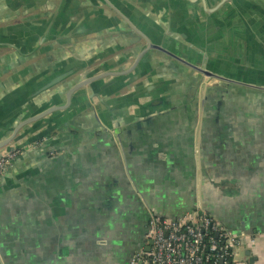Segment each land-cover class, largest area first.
<instances>
[{
	"label": "crops",
	"instance_id": "obj_1",
	"mask_svg": "<svg viewBox=\"0 0 264 264\" xmlns=\"http://www.w3.org/2000/svg\"><path fill=\"white\" fill-rule=\"evenodd\" d=\"M48 1L24 6L12 0L11 6L1 0L10 16L4 18L29 7L33 21L8 26L31 31L44 20L40 12L55 6ZM250 2L233 0L207 20L203 11L196 20L190 8L182 26L192 44L165 45L184 53L205 45L232 64L264 69L251 56L264 51V5L254 3L252 15ZM78 12L75 5L72 14ZM135 16L150 33L147 19ZM109 19L104 29L54 37L29 56L17 50L0 54V99L23 96L29 78L57 65H90L80 74L129 67L145 40L126 22ZM150 37L158 40L156 32ZM206 83L153 52L137 71L103 90L86 88L70 109L47 116L44 127L29 125L33 129L22 141L50 128L46 138L54 144L17 158L0 179V264H133L137 252L151 247V213L177 218L196 210L244 236L236 248L240 264H264V117L247 112L237 121V108L227 100L231 91H241L264 104V91L219 82L208 86L203 101ZM54 92L21 104L11 118L18 122L57 104Z\"/></svg>",
	"mask_w": 264,
	"mask_h": 264
},
{
	"label": "water",
	"instance_id": "obj_2",
	"mask_svg": "<svg viewBox=\"0 0 264 264\" xmlns=\"http://www.w3.org/2000/svg\"><path fill=\"white\" fill-rule=\"evenodd\" d=\"M8 1L11 6L14 5L12 0ZM23 1L24 6H32L33 4H35L36 0H22V2ZM183 1L185 6L184 16H180L178 20L175 18V12H177L178 10L177 7H181ZM231 1L232 0H218L214 7L208 8L207 0H202V5L207 10V13L210 12L209 14H211L213 12L216 13L220 11ZM100 2L102 5L109 6L116 12H118V15L125 19L128 26H130L137 34L144 38L146 44L139 50L137 54L134 55L132 64L125 69L104 70L94 74H86V72L84 74H80L83 69L90 65H88L87 63H85L87 65L79 64L67 69H60L61 66L57 65L56 69H48L46 73L43 72L39 75V77L34 76L32 78H29V80L21 86L22 89H28V91L25 92L23 96L20 95L17 98L15 97L16 99H13L12 101H7L8 98L6 97H11L10 95L5 96V99L1 97L0 115L2 113H6V115L4 117L5 119H0V157H3L9 152L18 149L21 150L22 153L18 157L11 160V162L7 165L4 173L0 175V179L7 173L10 167L16 163V159L22 157L28 151H31L35 148L46 150L49 147L53 146L54 143L47 140L46 138L49 134L48 131L50 130V128H46V130H44L39 135L34 136L31 140L29 139L26 141H22L23 137L25 138L29 134V125L32 124L34 129L44 127V124L42 122L46 121L47 116H50L53 113L64 112L70 109L74 105V101L77 97L76 95L81 94L82 97L86 95V88L90 86V88L93 89L97 88L96 90H103L112 83L114 84V82H116L119 77H124L129 73L137 71L142 62L150 55V52H153L155 50H160L170 58L193 70L197 76L199 75L200 81L207 80L203 92V101L206 96L208 86L212 85L213 83L219 82L237 85L253 90L264 91L263 68L253 66L250 63L232 64L231 62L225 61L222 57H220L221 54H216V56L209 54L212 49L206 48L205 45L198 52L199 54L197 52L193 53L192 51H190L189 53H184L183 51H175L171 50L170 48L168 49L163 45V42L165 44L166 41H173L175 43L182 40H185L186 42L192 44L193 40L191 39V37H189L188 32L182 25L185 22L186 16L190 12L191 6L194 3L198 2V0H164L165 6L169 8V25L168 31L163 36L162 42H158L155 41L156 39H152L150 35H148L149 33L146 31V29L141 28L138 20L137 22H135L130 18L129 7L131 6L133 9H135L136 7L128 3V0H100ZM93 4H95L96 6L100 5L97 1H95ZM0 6H2L1 0ZM68 7L69 5L67 0L65 2L63 1V3L61 2L54 14L46 18L45 21H41V25L39 27L31 29V31H28L29 28L27 27L22 28L19 26H8L0 29V46L10 44L13 46V48L19 51L20 54L29 56L35 53L39 48H41L48 41L52 40L54 37H61L64 35L66 36L68 32H70L68 34L69 37H78L97 32L101 29H104L109 24L108 21H106L105 24L104 20L98 17L97 11H90L88 15L82 12L72 14L73 9H68ZM136 14L137 16L147 18V14H145L142 10L138 9V12L136 11ZM92 15L93 17H91ZM83 16L85 17L80 22L79 20ZM70 18H72L74 24L71 25V30L69 31L65 29L66 26L64 27V25H66L68 22H70L71 24ZM78 21L79 23L76 25ZM23 30L26 36L24 37L23 41L19 42V45L10 42L11 40H13L15 32L21 31L22 33ZM31 42L33 45L30 44ZM222 42L223 41L220 39L218 45L222 46ZM21 47L24 49H21ZM25 47L28 48L25 50ZM218 50L219 48L216 51L219 52ZM108 77H111L113 79L101 85L100 81ZM52 90L55 91V98L59 100L57 104L44 108L34 115L18 120V122H16V117L15 120L11 118L12 116L14 117L16 115V112L21 104H28L34 98L36 99L37 97L42 96L46 92ZM2 100H4L3 103ZM4 120H6V122H4ZM33 128H31V130ZM147 250H150V247H148Z\"/></svg>",
	"mask_w": 264,
	"mask_h": 264
},
{
	"label": "built area",
	"instance_id": "obj_3",
	"mask_svg": "<svg viewBox=\"0 0 264 264\" xmlns=\"http://www.w3.org/2000/svg\"><path fill=\"white\" fill-rule=\"evenodd\" d=\"M20 151L0 157V175ZM146 238L151 243L150 250L137 252L131 263L240 264L236 248L245 240L213 215L197 210L177 218L151 213Z\"/></svg>",
	"mask_w": 264,
	"mask_h": 264
},
{
	"label": "flooded vegetation",
	"instance_id": "obj_4",
	"mask_svg": "<svg viewBox=\"0 0 264 264\" xmlns=\"http://www.w3.org/2000/svg\"><path fill=\"white\" fill-rule=\"evenodd\" d=\"M50 1L51 2H54L55 6L54 7H48L47 9L42 10L40 13H42L44 15H40L38 17V19H44L42 21H45L46 18H48L50 15H52V14H54L56 12L54 9L56 8V5L57 4L58 3L61 4V2L63 3V1L65 2L66 0H49L48 2H50ZM67 1H68V5L69 4H72L73 5L72 8H69L68 7V9H73L75 5L78 6L79 7V11H82V12L96 11L95 9H97L98 17L101 18V19H103L104 22H105V24H106V21L110 20L109 18H111V19L113 18L116 21L118 20L119 23H122V24H124L126 22L125 19H123L121 16H119L118 15V12H116L113 8H111L109 6L102 5L101 2H100V0H84V1L83 0H71V1L67 0ZM95 1H97L100 5L99 6H96L95 4H93ZM128 1H129L128 3H130L134 7H136L135 9H133L131 6L129 7L130 18L133 21L137 22V18L135 16L136 15V11L138 12V9H141V10L145 11L144 13L147 14V16H146L147 17L146 19H147V22H148L147 23V26L149 27L148 28L149 29L148 31L151 34H152V32H156V34L158 35V40L157 41L158 42H162L163 41V36L167 33V31H168V25H169L168 15L166 16V13L169 11L168 10L169 8L165 6L164 0H144L145 3H143V4H146V7H144L140 3L139 0H128ZM217 1L216 0H207V3H208L207 6H208V8L214 7ZM249 1H251L250 2L251 3L250 5L252 6V8L247 9V13L249 12L248 14H252L253 15V14H256L257 13L256 8L253 7L254 3L257 2V4H260L261 3V4L264 5V0H245V4L246 3H249ZM83 2H85V3H83ZM192 6H191V8H192L191 11H192V13H194V16L196 15V18H195L196 20H198V17L199 16L203 17L202 16V13L203 12L205 13V16H206L205 19L206 20L209 18V16H211L212 14H215V12H213L211 14H209L210 12L207 13V10L202 5V0H198V2L194 3ZM184 8H185V6H184V1H183L181 7H177L178 10H177V12H175V14H176V17L175 18L176 19L179 20V17L180 16H184ZM29 9H30L29 7H22V8H20V10H19L20 13L19 14H15L11 18V20L9 19L10 20L9 21V20H6V19H8L10 16L9 15H6V13H4L3 7L0 6V13H1V16H0V28H2V27H4V28L5 27H8V25L11 24V23H16V22H22L23 23V21H29V22L30 21H33L32 20V18H33V15L32 14L34 12H32V11H29L28 12ZM2 10H3V12H2ZM85 14L88 15L89 13H85ZM197 14L199 15L198 17H197ZM153 15L154 16H157L158 18L152 17ZM4 16L5 17L7 16L6 19L4 18ZM91 17H93V15ZM83 19H84V17H81L79 21L81 22ZM70 20H71V24H70V22H68L66 25H64V27L66 26L65 29L66 30H69V31L71 30V28H70L71 25L74 24V21L72 20V18H70ZM79 21L76 23V25L79 23ZM109 22L110 21H108V23ZM164 23L165 24L167 23V25H165ZM69 33L70 32H68V34ZM134 33L137 35L136 32H134ZM150 33H149V35H150ZM25 36H26L25 32L24 33L23 32L21 33V31L15 32L14 33V38L10 42L16 43L17 45H19V42L23 41V39H24ZM60 38H63V36H61ZM144 43L146 44L145 41H144ZM30 44H32V42ZM145 44H143V45H145ZM163 45L166 46L164 44V42H163ZM238 46H240V45L238 44ZM166 47L168 48V46H166ZM27 48L25 47V50ZM21 49H24V48L21 47ZM40 49H42V48H39L38 50H40ZM262 49L264 50V48H262ZM14 50H16V49L13 48V46L10 45V44L9 45L0 46V54H3V53L4 54H7L9 52H13ZM242 50H244V51L246 50V48H245L244 45H242ZM259 51H260V53H257V54L252 53L251 56H252V59L255 60L254 62H256L258 64H261V63H264V51H262L261 49ZM153 52H156V53L160 54L161 56H163V57H165L167 59H170L171 62H175L176 65L178 64L179 66L184 67L183 64H181L178 61L170 58L169 56H167L165 53L161 52L160 50L159 51L158 50H155ZM153 52H150V55ZM49 53H50V50L49 49L48 50H45V54L44 55H47ZM261 65H263V64H261ZM76 96L78 98H82L81 97V94H78Z\"/></svg>",
	"mask_w": 264,
	"mask_h": 264
},
{
	"label": "rangeland",
	"instance_id": "obj_5",
	"mask_svg": "<svg viewBox=\"0 0 264 264\" xmlns=\"http://www.w3.org/2000/svg\"><path fill=\"white\" fill-rule=\"evenodd\" d=\"M240 92L231 91V94H229V97L227 98V100L231 103L230 105H234L237 108V111H234L233 118H237V121L245 120L246 114L248 113L255 118H257L256 115L258 113L261 117H264L263 102L250 98L248 93Z\"/></svg>",
	"mask_w": 264,
	"mask_h": 264
}]
</instances>
